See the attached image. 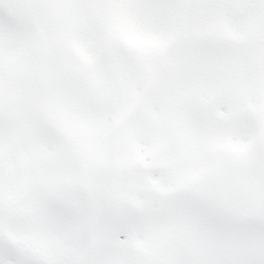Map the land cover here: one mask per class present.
<instances>
[{
  "label": "snow or ice",
  "instance_id": "1",
  "mask_svg": "<svg viewBox=\"0 0 264 264\" xmlns=\"http://www.w3.org/2000/svg\"><path fill=\"white\" fill-rule=\"evenodd\" d=\"M0 264H264V0H0Z\"/></svg>",
  "mask_w": 264,
  "mask_h": 264
}]
</instances>
